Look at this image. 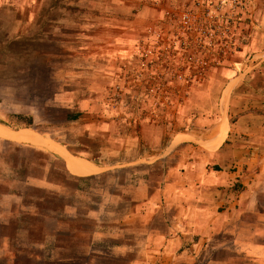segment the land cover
<instances>
[{
  "label": "rangeland",
  "instance_id": "1",
  "mask_svg": "<svg viewBox=\"0 0 264 264\" xmlns=\"http://www.w3.org/2000/svg\"><path fill=\"white\" fill-rule=\"evenodd\" d=\"M195 57L209 61L197 79ZM181 59L192 61L187 89L168 85ZM91 96L94 112L67 122ZM260 115L264 0H0V126L108 169L75 176L49 148L0 138V264L143 258L149 229H164L148 224L149 196L167 178L200 185L216 152L245 146L237 122Z\"/></svg>",
  "mask_w": 264,
  "mask_h": 264
},
{
  "label": "crops",
  "instance_id": "2",
  "mask_svg": "<svg viewBox=\"0 0 264 264\" xmlns=\"http://www.w3.org/2000/svg\"><path fill=\"white\" fill-rule=\"evenodd\" d=\"M230 90L231 86L227 95ZM77 105L79 110L73 113H92L96 108L92 96ZM228 128L220 141L210 146L212 150L225 142ZM219 133L220 130L216 135ZM235 133L245 136V146L239 149L227 145L216 152V171L200 169V185L189 189L182 178H167L162 188L145 201L148 224L159 220L164 229H149L153 238L146 242L144 257L131 264H157L161 260L164 264H264V115L240 119ZM233 139L237 137L229 135V143ZM72 157L85 163L88 170L85 174L74 173L72 158L65 157L73 175L87 177L99 173L101 166Z\"/></svg>",
  "mask_w": 264,
  "mask_h": 264
},
{
  "label": "built area",
  "instance_id": "3",
  "mask_svg": "<svg viewBox=\"0 0 264 264\" xmlns=\"http://www.w3.org/2000/svg\"><path fill=\"white\" fill-rule=\"evenodd\" d=\"M169 16V21L170 23L174 22V19L172 17V15L169 13L168 14ZM181 24H183V28L184 29H187L188 27H191L190 31L193 32L192 30L194 31H198L199 29L196 28L193 29L195 26H197L198 23H200L201 21L195 19V17L193 18L191 15H184L180 17V21H179ZM159 38L161 37L158 36ZM200 49V55H202V51H203V42H201V44H199L198 46ZM196 60V63L194 62L193 63V66H194V78L197 79L198 77L200 76H203V74L205 73V71L208 69L207 67L209 66V61H206L205 59L201 58H194ZM189 60H180V66L178 68H176V70H172L170 69L169 71L171 72L169 75L170 79L168 81V85H173V87L175 89H187L188 88V84L190 83V79L193 78V76L190 77V79H187V73L189 72L188 68H187V63H188ZM190 62V69L192 68V61H189ZM216 64L219 65V61L216 60ZM174 80V81H173ZM174 82V83H173ZM176 82H180V83H183V86H180V87H177L175 85ZM172 87V88H173ZM171 88V89H172Z\"/></svg>",
  "mask_w": 264,
  "mask_h": 264
},
{
  "label": "bare ground",
  "instance_id": "4",
  "mask_svg": "<svg viewBox=\"0 0 264 264\" xmlns=\"http://www.w3.org/2000/svg\"><path fill=\"white\" fill-rule=\"evenodd\" d=\"M0 138H8L11 140H17L21 142H29L32 144L42 145L46 146L50 150L57 151L60 153V155L72 158L71 163V170L76 174H85L88 172L86 169V164L80 161L74 160L72 155L63 147L58 145L55 142H51L45 138H41L36 133L26 130L20 133H13L11 130L7 129L6 127L0 126Z\"/></svg>",
  "mask_w": 264,
  "mask_h": 264
},
{
  "label": "trees",
  "instance_id": "5",
  "mask_svg": "<svg viewBox=\"0 0 264 264\" xmlns=\"http://www.w3.org/2000/svg\"><path fill=\"white\" fill-rule=\"evenodd\" d=\"M82 117H83L82 113H72V114L67 115L66 121L67 122H77L81 120ZM17 119H18L17 123L19 125H23L28 128L34 125V119L32 117L26 118L24 116H18Z\"/></svg>",
  "mask_w": 264,
  "mask_h": 264
},
{
  "label": "water",
  "instance_id": "6",
  "mask_svg": "<svg viewBox=\"0 0 264 264\" xmlns=\"http://www.w3.org/2000/svg\"><path fill=\"white\" fill-rule=\"evenodd\" d=\"M2 140H6V139H2ZM6 141H11V140H6ZM11 142H15V141H11ZM15 143H18V142H15ZM20 144H24V143H20ZM48 150H49V149H48ZM49 151H51L52 153H54V154L60 156V157L65 161L66 165H67V166L69 165V160H68V158L62 157V156L60 155V153L57 152V151H53V150H49ZM75 158H76V157H75ZM107 170H108V169H107ZM107 170L104 169V168H101V169H99V172H105V171H107Z\"/></svg>",
  "mask_w": 264,
  "mask_h": 264
}]
</instances>
